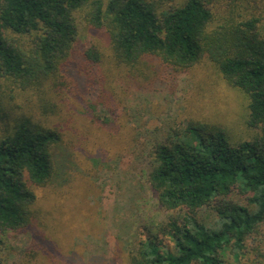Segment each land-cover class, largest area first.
Instances as JSON below:
<instances>
[{
  "label": "trees",
  "instance_id": "obj_1",
  "mask_svg": "<svg viewBox=\"0 0 264 264\" xmlns=\"http://www.w3.org/2000/svg\"><path fill=\"white\" fill-rule=\"evenodd\" d=\"M214 7L204 0L164 7L157 0H0V79L16 88L53 90L63 71L77 89L97 92L98 84L101 95L105 60L131 70L153 60L176 71L204 58L248 98L247 125L258 130L251 139L231 143L219 124L196 119L156 139L147 178L169 214L135 241L128 264H227L224 256L236 264L251 244L254 262L264 264V0ZM86 30L109 52L85 47ZM2 106L0 95L8 121L0 136V246L3 235L25 232L24 252L44 264L56 262L50 249L63 264H124L120 255L84 261L73 249L61 252L46 232L45 210L35 208V189L71 181V141L65 130Z\"/></svg>",
  "mask_w": 264,
  "mask_h": 264
},
{
  "label": "rangeland",
  "instance_id": "obj_2",
  "mask_svg": "<svg viewBox=\"0 0 264 264\" xmlns=\"http://www.w3.org/2000/svg\"><path fill=\"white\" fill-rule=\"evenodd\" d=\"M157 1L164 7L185 0ZM204 1L215 11L221 0ZM83 34L80 40L85 47L94 43L109 52L106 42L94 37L92 31ZM149 63L131 70L105 60L100 69L105 74L106 92L101 95L98 84L97 92L77 89L75 77L63 71L60 83L47 91L46 87L22 90L10 80L0 79L4 111L32 115L55 125L65 130L71 141V181L35 189V208L45 210L46 232L64 254L73 249L84 261L120 255L128 264L127 253L135 241L166 218L169 212L159 207L147 178L148 153L156 139L167 138L171 130L182 128L190 119L219 124L234 144L258 133L247 125L246 94L231 86L207 59L176 71L159 61ZM46 109L47 114L43 113ZM4 113L0 111V136L8 124L1 117ZM2 238L0 254L5 264L46 263L34 260L32 253L26 255L25 232H11ZM247 248L236 264H256L251 251L254 245ZM51 250L55 264H63L58 252ZM224 258L227 264L233 261Z\"/></svg>",
  "mask_w": 264,
  "mask_h": 264
}]
</instances>
